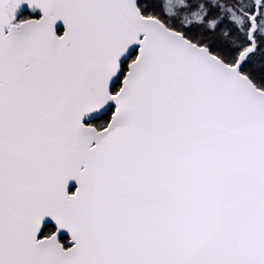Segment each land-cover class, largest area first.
I'll return each instance as SVG.
<instances>
[{
	"label": "snow or ice",
	"instance_id": "obj_1",
	"mask_svg": "<svg viewBox=\"0 0 264 264\" xmlns=\"http://www.w3.org/2000/svg\"><path fill=\"white\" fill-rule=\"evenodd\" d=\"M0 264H264V0H0Z\"/></svg>",
	"mask_w": 264,
	"mask_h": 264
}]
</instances>
